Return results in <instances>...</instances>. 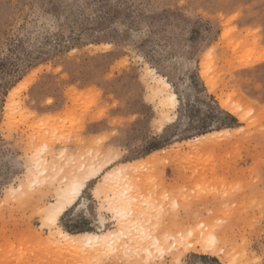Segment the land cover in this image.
Listing matches in <instances>:
<instances>
[{
	"label": "rangeland",
	"instance_id": "374dc122",
	"mask_svg": "<svg viewBox=\"0 0 264 264\" xmlns=\"http://www.w3.org/2000/svg\"><path fill=\"white\" fill-rule=\"evenodd\" d=\"M156 78L175 105L163 106ZM93 137L117 141L123 155L81 197L113 169L127 170L154 233L145 245L165 248L106 264H170L185 245L195 264H259L264 0H0V264L98 258L66 248L42 225L64 177L105 162ZM36 159L48 170L34 183ZM115 224L104 209L98 220L58 228L82 235ZM207 235L215 255L192 247Z\"/></svg>",
	"mask_w": 264,
	"mask_h": 264
},
{
	"label": "bare ground",
	"instance_id": "6f19581e",
	"mask_svg": "<svg viewBox=\"0 0 264 264\" xmlns=\"http://www.w3.org/2000/svg\"><path fill=\"white\" fill-rule=\"evenodd\" d=\"M155 81L160 84L159 86L162 85L164 88V90H162L165 93L162 96L163 106L170 103L175 105L177 102L176 95L175 93L173 94L169 92L167 89L169 85L164 82V79L157 80L156 78ZM199 139V137L196 138L197 141H199ZM34 162L35 164L32 166L34 169L32 171V176L34 177L33 182L37 183L40 181V175L47 174L46 172L48 167L44 165L46 161L42 164L40 160L36 159ZM111 163L112 162H104L103 164L98 165H87L86 163H82L79 164L80 166L78 165V172H76L75 175L64 177L63 182L65 185L58 189L56 199L52 203V206L44 210L42 213L44 216L42 223L43 227H48L50 230L51 228L53 230L55 229L52 233L53 238H58L59 242L63 243L66 248L77 251L78 254H83L84 257L99 256L103 252L110 249H117V256L133 257V261L150 258L153 254L152 248L157 249L158 255L165 254V248L161 246V242L158 240L154 241L152 244L145 245V242L151 239L154 233L150 228V224L145 225L141 219V216H145L146 212L143 210L142 204L133 194L134 192H131L133 191V181H130V178L128 177L129 173L127 174V170L122 168H116L110 171L104 179L102 188L99 189L97 194H95L97 197H100L101 194L103 195L104 205H106L104 209L113 215V221L116 223L115 231L72 235L58 228V223H48L49 217L56 211L58 205L72 197L78 184L82 183L83 186L80 188V191L76 196L77 200L81 197L87 183L97 178L104 171L105 166L107 167ZM147 204L148 203H146V205ZM62 215L63 214H61V216ZM60 217H57L58 221ZM101 223L104 225L105 220L101 219ZM213 242L214 236L207 235L204 240H200L197 243L192 244V247L196 249V247L199 246L202 248L203 253H206L207 251H205V249H212L211 247ZM137 248H140L139 253L136 251Z\"/></svg>",
	"mask_w": 264,
	"mask_h": 264
},
{
	"label": "snow or ice",
	"instance_id": "6c2138e0",
	"mask_svg": "<svg viewBox=\"0 0 264 264\" xmlns=\"http://www.w3.org/2000/svg\"><path fill=\"white\" fill-rule=\"evenodd\" d=\"M9 99L15 102L14 96L10 97ZM160 131L163 132L164 130L160 129ZM104 139H107V137H93L90 142L94 146H102L103 150L106 152L105 163L113 160L119 161L120 156L123 155L122 147H115V145L118 143L117 141H110L109 144H104ZM120 144L122 145V142H120ZM82 186V183L78 184L76 190L73 192L72 197L58 205L56 211L48 219L49 224H63L65 221H70L77 218L84 220L86 223H90L92 220L99 219V215L102 214L106 205H104L102 202L92 200L91 198V189L96 187L98 192V186L95 184L88 185V189L84 192V195L80 197L79 200H77L76 196L78 195ZM162 211L163 210L161 209V212ZM61 214H63V218L58 221L57 217H60ZM190 249L191 245L184 246V250ZM184 250H181L180 258H174L170 261V264H195V260L191 257H188ZM117 251V249L105 251L100 254L94 262H91V264H106V261L114 257ZM136 251L139 253L140 248H137ZM205 251H210L212 255L216 254L215 251H211L210 249H205ZM259 264H264V255L261 256Z\"/></svg>",
	"mask_w": 264,
	"mask_h": 264
}]
</instances>
